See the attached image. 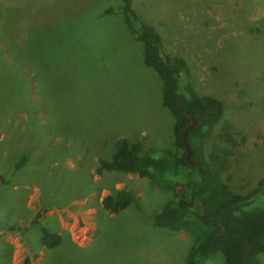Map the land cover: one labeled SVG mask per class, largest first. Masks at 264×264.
<instances>
[{"label": "rangeland", "instance_id": "374dc122", "mask_svg": "<svg viewBox=\"0 0 264 264\" xmlns=\"http://www.w3.org/2000/svg\"><path fill=\"white\" fill-rule=\"evenodd\" d=\"M29 1L31 10L4 7L0 27V264L35 254L33 264H186L193 232L154 224L172 192L97 172L121 136L141 140L143 152L175 148L176 117L122 0ZM132 1L191 63L198 91L224 102L229 183L254 188L264 177V0ZM121 188L138 202L107 212L103 198ZM43 226L61 232L60 244H42ZM202 264L226 262L217 252Z\"/></svg>", "mask_w": 264, "mask_h": 264}, {"label": "trees", "instance_id": "16d2710c", "mask_svg": "<svg viewBox=\"0 0 264 264\" xmlns=\"http://www.w3.org/2000/svg\"><path fill=\"white\" fill-rule=\"evenodd\" d=\"M1 1L2 30H6V22H2L4 16L11 13L4 7L32 8L27 6L29 0ZM119 8L131 34L143 43L146 65L161 76L163 103L176 117L175 148L143 152L141 140L131 141L121 136L116 140L112 158L99 160L97 172L136 174L172 192L163 208L154 215V224L176 231L189 228L193 232L195 241L188 252L186 264H202L217 252L224 255L226 264H263L264 177L247 192L232 189L227 172L235 144L232 135L227 132L231 130L226 128L229 124L224 121V102L198 91L191 63L167 50L163 35L138 14L132 0H122ZM105 11L110 13L113 8ZM255 25L249 27L250 30L261 31L258 26L254 28ZM33 28L30 27L29 31ZM192 113L199 118L197 127L189 134L196 165L187 162L181 136L191 122ZM223 140L228 144L223 146ZM23 161L17 163V167ZM0 178L4 180L1 175ZM137 202V195L127 188L118 189L102 200L103 208L109 213H118ZM41 232V241L46 248L60 244V232L45 226ZM37 257L38 254H35L26 258L25 264H33V259Z\"/></svg>", "mask_w": 264, "mask_h": 264}, {"label": "water", "instance_id": "95a60500", "mask_svg": "<svg viewBox=\"0 0 264 264\" xmlns=\"http://www.w3.org/2000/svg\"><path fill=\"white\" fill-rule=\"evenodd\" d=\"M198 123H199L198 116H196L192 113L191 114V122L181 132V136H182L183 142L185 144V149H186V160L191 165H196L197 161L193 155L194 154V148L189 141V134H190L191 130H193L197 127Z\"/></svg>", "mask_w": 264, "mask_h": 264}, {"label": "crops", "instance_id": "0c3cea01", "mask_svg": "<svg viewBox=\"0 0 264 264\" xmlns=\"http://www.w3.org/2000/svg\"><path fill=\"white\" fill-rule=\"evenodd\" d=\"M61 233V232H60Z\"/></svg>", "mask_w": 264, "mask_h": 264}]
</instances>
